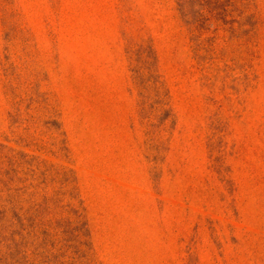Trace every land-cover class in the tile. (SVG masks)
<instances>
[{
	"label": "rangeland",
	"instance_id": "1",
	"mask_svg": "<svg viewBox=\"0 0 264 264\" xmlns=\"http://www.w3.org/2000/svg\"><path fill=\"white\" fill-rule=\"evenodd\" d=\"M0 264H264V0H0Z\"/></svg>",
	"mask_w": 264,
	"mask_h": 264
}]
</instances>
